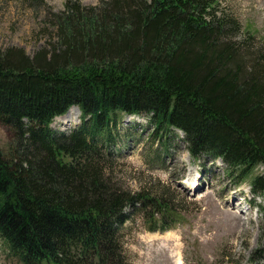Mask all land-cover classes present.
<instances>
[{"label":"trees","instance_id":"1","mask_svg":"<svg viewBox=\"0 0 264 264\" xmlns=\"http://www.w3.org/2000/svg\"><path fill=\"white\" fill-rule=\"evenodd\" d=\"M68 11L52 13L51 48L31 56L0 47L9 132L0 240L22 264H131L117 232L132 193L111 174L120 114L146 116L154 140L179 130L193 157L221 160L233 178L261 165L251 185L264 192V49L251 50V33L236 35L239 21L221 0H110ZM73 105L80 122L53 130Z\"/></svg>","mask_w":264,"mask_h":264},{"label":"rangeland","instance_id":"2","mask_svg":"<svg viewBox=\"0 0 264 264\" xmlns=\"http://www.w3.org/2000/svg\"><path fill=\"white\" fill-rule=\"evenodd\" d=\"M109 1L0 0V47H21L34 56L42 47L51 48L56 36L52 13H69L73 6L98 10ZM221 6L238 19L237 36L249 32L251 50L264 49V0H221ZM69 109L75 116L65 122ZM65 113L52 120L53 130H67L80 122L78 106ZM129 125L133 128L127 130ZM151 132L148 118L135 114H120L114 130L111 174L117 185L132 193L124 210L128 219L117 232L127 260L131 264H264L260 212L264 192H254L251 185L263 167L233 178L224 172L221 160L193 157L179 130L167 128L162 141L154 140ZM8 142V129L0 122L3 152ZM167 231L172 236L164 238ZM0 264H22L1 240Z\"/></svg>","mask_w":264,"mask_h":264},{"label":"bare ground","instance_id":"3","mask_svg":"<svg viewBox=\"0 0 264 264\" xmlns=\"http://www.w3.org/2000/svg\"><path fill=\"white\" fill-rule=\"evenodd\" d=\"M75 116V112H74V110H71V109H69L65 114H64V120H65V122H69V120L72 118V117H74ZM244 230V229H243ZM241 234V233H240ZM170 236H172V232H166V234L164 235V238H168V237H170Z\"/></svg>","mask_w":264,"mask_h":264}]
</instances>
